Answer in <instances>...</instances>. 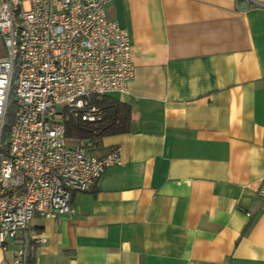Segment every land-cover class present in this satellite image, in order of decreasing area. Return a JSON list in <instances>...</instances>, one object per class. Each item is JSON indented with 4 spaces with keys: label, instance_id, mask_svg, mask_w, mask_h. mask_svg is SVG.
Segmentation results:
<instances>
[{
    "label": "crops",
    "instance_id": "1",
    "mask_svg": "<svg viewBox=\"0 0 264 264\" xmlns=\"http://www.w3.org/2000/svg\"><path fill=\"white\" fill-rule=\"evenodd\" d=\"M106 13L129 35L133 77L109 95L130 119L89 152L117 146L121 163L72 194V215L33 213L26 264H264V0H110Z\"/></svg>",
    "mask_w": 264,
    "mask_h": 264
},
{
    "label": "built area",
    "instance_id": "2",
    "mask_svg": "<svg viewBox=\"0 0 264 264\" xmlns=\"http://www.w3.org/2000/svg\"><path fill=\"white\" fill-rule=\"evenodd\" d=\"M109 1L0 0V248L15 241L12 264L26 263L34 212L72 215V194L89 190L105 169L121 163L119 147L96 156L89 152L92 140L70 143L62 124L63 106L81 108L90 93L126 92L133 77L129 35L107 17ZM82 118L93 121L98 113L91 107ZM257 194L264 211V177Z\"/></svg>",
    "mask_w": 264,
    "mask_h": 264
},
{
    "label": "trees",
    "instance_id": "3",
    "mask_svg": "<svg viewBox=\"0 0 264 264\" xmlns=\"http://www.w3.org/2000/svg\"><path fill=\"white\" fill-rule=\"evenodd\" d=\"M83 99L85 102L81 108L62 107V124L65 137L68 140L90 139L93 147L99 138L104 135L128 130L130 110L127 103L117 100L110 96L109 93H90L84 96ZM91 107L96 109L98 119L93 121L83 119L82 114ZM28 258L29 255L27 256Z\"/></svg>",
    "mask_w": 264,
    "mask_h": 264
},
{
    "label": "rangeland",
    "instance_id": "4",
    "mask_svg": "<svg viewBox=\"0 0 264 264\" xmlns=\"http://www.w3.org/2000/svg\"><path fill=\"white\" fill-rule=\"evenodd\" d=\"M4 53V50L2 48V44L0 42V56ZM18 68L17 65L14 68L13 77L11 81V88H10V94L8 98L7 108H6V114L4 119V128L2 132L3 141H6V137L9 133V126L12 121V115L14 112V102H15V86H16V74H17ZM70 143H72L71 140H69Z\"/></svg>",
    "mask_w": 264,
    "mask_h": 264
}]
</instances>
